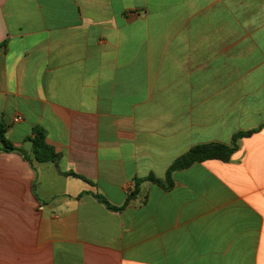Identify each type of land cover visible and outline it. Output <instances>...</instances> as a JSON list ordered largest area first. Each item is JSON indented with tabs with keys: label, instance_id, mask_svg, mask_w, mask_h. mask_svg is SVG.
I'll list each match as a JSON object with an SVG mask.
<instances>
[{
	"label": "crops",
	"instance_id": "0c3cea01",
	"mask_svg": "<svg viewBox=\"0 0 264 264\" xmlns=\"http://www.w3.org/2000/svg\"><path fill=\"white\" fill-rule=\"evenodd\" d=\"M0 123V264H264V0H0Z\"/></svg>",
	"mask_w": 264,
	"mask_h": 264
},
{
	"label": "trees",
	"instance_id": "16d2710c",
	"mask_svg": "<svg viewBox=\"0 0 264 264\" xmlns=\"http://www.w3.org/2000/svg\"><path fill=\"white\" fill-rule=\"evenodd\" d=\"M4 126L0 123V143L2 144L3 151H15L20 153L26 160H29V157L20 149L14 148L4 137ZM256 130L237 133L233 136L230 145H221V144H205V145H196L191 147L185 154L177 158L167 169L164 177V181L154 179L153 177H148L145 180L155 182L165 189H169L172 186L171 174L174 171L185 169L192 165L193 163L203 162L206 160L217 159L221 161H227L229 157L237 150V141L238 139L249 137ZM31 140V153L33 158L37 162H55L58 160L59 155L54 152V150L45 143L44 132L40 128H35L33 130V137ZM144 179H136L134 184V191H132L124 205H127L128 202L134 198L138 193V186ZM95 198L105 204L110 209H121L111 207L106 200L100 196L95 195ZM122 206V207H123Z\"/></svg>",
	"mask_w": 264,
	"mask_h": 264
},
{
	"label": "built area",
	"instance_id": "2783aa9c",
	"mask_svg": "<svg viewBox=\"0 0 264 264\" xmlns=\"http://www.w3.org/2000/svg\"><path fill=\"white\" fill-rule=\"evenodd\" d=\"M20 120H21V117H19V116H16V117H14V119H13L14 122H19Z\"/></svg>",
	"mask_w": 264,
	"mask_h": 264
}]
</instances>
